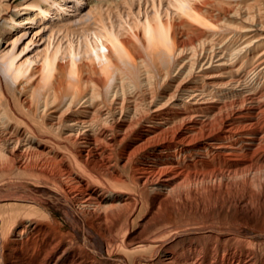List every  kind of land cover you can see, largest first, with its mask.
<instances>
[{
    "label": "bare ground",
    "instance_id": "bare-ground-1",
    "mask_svg": "<svg viewBox=\"0 0 264 264\" xmlns=\"http://www.w3.org/2000/svg\"><path fill=\"white\" fill-rule=\"evenodd\" d=\"M162 1L0 57V264H264V0Z\"/></svg>",
    "mask_w": 264,
    "mask_h": 264
},
{
    "label": "rangeland",
    "instance_id": "rangeland-1",
    "mask_svg": "<svg viewBox=\"0 0 264 264\" xmlns=\"http://www.w3.org/2000/svg\"><path fill=\"white\" fill-rule=\"evenodd\" d=\"M58 1L62 3V13L52 16L53 19H50L49 17L44 19L41 18L37 23L24 25L21 26V28L18 27V25L15 26L14 23L35 13L36 8L33 7L26 9L25 6L35 3L37 0H0V57L12 48V41L16 39L15 51L18 53L29 43L25 50L20 53L16 63H21L29 58L36 60V62L33 63L35 65L39 63L43 51L50 52L57 43H60L61 46L66 43V39L62 36L67 31H78L86 24H92V17L96 9L95 4L97 0H80L81 5L78 7L73 6V0ZM188 1L194 4L197 2L199 3L202 0ZM244 1L247 2L250 0ZM138 2L143 5L145 0H134V7L132 9L134 13L136 12L137 7L135 6ZM232 2H234V0ZM166 3L167 0L162 1L161 9L165 8ZM147 8H149L148 4ZM24 13H27V15H23ZM88 17H91L92 19H88ZM2 86H5V84L3 80L0 79V89ZM16 92L17 96H19L20 90L17 89ZM8 95L15 99V95L12 93L9 92ZM2 204L3 203L0 202V205ZM254 210L257 215L258 212L264 210V203H260L259 206L254 208ZM55 214L57 219L62 221L60 214ZM141 215H143V213ZM140 224H142L141 217L136 219L132 228L139 229L138 227H140Z\"/></svg>",
    "mask_w": 264,
    "mask_h": 264
}]
</instances>
